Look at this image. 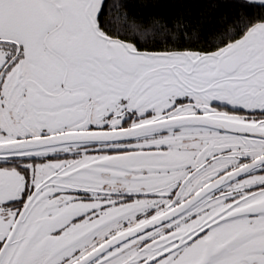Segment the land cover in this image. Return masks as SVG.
I'll return each instance as SVG.
<instances>
[{
	"label": "snow or ice",
	"instance_id": "6c2138e0",
	"mask_svg": "<svg viewBox=\"0 0 264 264\" xmlns=\"http://www.w3.org/2000/svg\"><path fill=\"white\" fill-rule=\"evenodd\" d=\"M0 264H264V0H0Z\"/></svg>",
	"mask_w": 264,
	"mask_h": 264
}]
</instances>
